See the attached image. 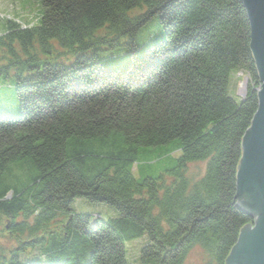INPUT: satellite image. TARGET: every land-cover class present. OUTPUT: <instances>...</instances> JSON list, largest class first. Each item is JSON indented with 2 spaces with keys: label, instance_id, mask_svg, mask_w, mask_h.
<instances>
[{
  "label": "trees",
  "instance_id": "trees-1",
  "mask_svg": "<svg viewBox=\"0 0 264 264\" xmlns=\"http://www.w3.org/2000/svg\"><path fill=\"white\" fill-rule=\"evenodd\" d=\"M41 4L39 26L7 21L0 36V79L19 100L0 111V224L23 237L0 264H184L195 248L225 264L252 221L237 208L260 86L242 0ZM156 16L162 34L139 44ZM237 70L250 74L240 102ZM193 163L205 164L196 178ZM78 198L117 217L92 225ZM144 235L128 262L125 242ZM33 249L39 259H19Z\"/></svg>",
  "mask_w": 264,
  "mask_h": 264
},
{
  "label": "water",
  "instance_id": "water-1",
  "mask_svg": "<svg viewBox=\"0 0 264 264\" xmlns=\"http://www.w3.org/2000/svg\"><path fill=\"white\" fill-rule=\"evenodd\" d=\"M251 28V51L258 72V110L242 139L237 170V208L245 225L225 264H264V0H242Z\"/></svg>",
  "mask_w": 264,
  "mask_h": 264
},
{
  "label": "rangeland",
  "instance_id": "rangeland-1",
  "mask_svg": "<svg viewBox=\"0 0 264 264\" xmlns=\"http://www.w3.org/2000/svg\"><path fill=\"white\" fill-rule=\"evenodd\" d=\"M135 14H138L136 12ZM42 17V4L41 0H0V36L4 35V24L7 21H12L21 26H39V21ZM162 34V27L159 21V17H154L145 26H143L137 39L139 44H143L149 38L153 37L157 39L158 33ZM160 37V36H159ZM158 37V38H159ZM154 39V41H155ZM0 86L3 91L0 94V111L2 109L16 112L19 109V100L17 94L12 91V87L15 84L14 78H8L7 80L1 79ZM250 83V74L245 70L233 71L230 75L228 93L229 95L240 102L247 93L248 85ZM260 86L257 87V89ZM176 157L180 156V153H174ZM157 163V162H156ZM161 163L152 164L154 171L152 173H163V167ZM205 164L193 163L189 165L188 172L191 178H196L204 173ZM135 178H141V174L137 173L136 167L133 168ZM73 213L75 215H87L92 218H100L103 221H108L117 217L115 209L109 205L103 203L91 204L84 199L78 198L73 202ZM0 256L9 257L14 249L18 248L20 242L23 241V237L12 236L5 233V229H2L0 224ZM147 243V235L143 237L126 241L124 244L126 258L128 262H137L139 260L141 249ZM19 254V253H18ZM41 257L38 249L29 250L26 254H19V259L24 260H37ZM206 254L201 248H195L189 254L184 264H207Z\"/></svg>",
  "mask_w": 264,
  "mask_h": 264
},
{
  "label": "flooded vegetation",
  "instance_id": "flooded-vegetation-1",
  "mask_svg": "<svg viewBox=\"0 0 264 264\" xmlns=\"http://www.w3.org/2000/svg\"><path fill=\"white\" fill-rule=\"evenodd\" d=\"M252 222H253V220L250 223H252ZM250 223H248V224H250Z\"/></svg>",
  "mask_w": 264,
  "mask_h": 264
}]
</instances>
